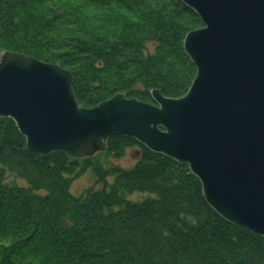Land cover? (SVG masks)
Returning a JSON list of instances; mask_svg holds the SVG:
<instances>
[{"label": "trees", "instance_id": "16d2710c", "mask_svg": "<svg viewBox=\"0 0 264 264\" xmlns=\"http://www.w3.org/2000/svg\"><path fill=\"white\" fill-rule=\"evenodd\" d=\"M201 27L178 0H0V53L70 72L84 109L117 94L183 97L196 74L183 40ZM132 147L131 169L94 166L102 188L76 198L90 160L37 157L0 118V264H264V239L219 217L186 165L130 138L108 139L105 156Z\"/></svg>", "mask_w": 264, "mask_h": 264}, {"label": "water", "instance_id": "95a60500", "mask_svg": "<svg viewBox=\"0 0 264 264\" xmlns=\"http://www.w3.org/2000/svg\"><path fill=\"white\" fill-rule=\"evenodd\" d=\"M178 1L202 24L183 40L196 69L183 97L154 90L148 104L117 94L84 109L70 72L1 52L0 118L41 158L87 160L108 139H133L186 165L219 217L264 239V0Z\"/></svg>", "mask_w": 264, "mask_h": 264}, {"label": "rangeland", "instance_id": "374dc122", "mask_svg": "<svg viewBox=\"0 0 264 264\" xmlns=\"http://www.w3.org/2000/svg\"><path fill=\"white\" fill-rule=\"evenodd\" d=\"M139 158L138 148L132 147L125 150V154L122 158L114 159L108 156H98L97 158L90 160L89 163L84 167V171L73 180L70 186V193L72 196L78 198L89 193L99 191L102 188L101 183L97 182L96 174L93 171L94 166L102 165L104 169L120 168V169H131ZM6 181L15 182L18 185H25V183L12 175H7ZM108 183L112 182V178L107 179ZM146 195L134 194L129 196L132 201L142 200Z\"/></svg>", "mask_w": 264, "mask_h": 264}]
</instances>
